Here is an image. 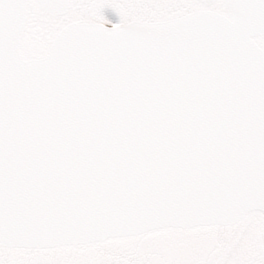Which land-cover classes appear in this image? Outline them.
<instances>
[{"label": "snow or ice", "instance_id": "obj_1", "mask_svg": "<svg viewBox=\"0 0 264 264\" xmlns=\"http://www.w3.org/2000/svg\"><path fill=\"white\" fill-rule=\"evenodd\" d=\"M0 264H264V0H0Z\"/></svg>", "mask_w": 264, "mask_h": 264}, {"label": "rangeland", "instance_id": "obj_2", "mask_svg": "<svg viewBox=\"0 0 264 264\" xmlns=\"http://www.w3.org/2000/svg\"><path fill=\"white\" fill-rule=\"evenodd\" d=\"M108 11V13H105L110 19H112L113 21H115L116 17L115 14L111 12V10H106Z\"/></svg>", "mask_w": 264, "mask_h": 264}, {"label": "flooded vegetation", "instance_id": "obj_3", "mask_svg": "<svg viewBox=\"0 0 264 264\" xmlns=\"http://www.w3.org/2000/svg\"><path fill=\"white\" fill-rule=\"evenodd\" d=\"M106 13H108V11H106Z\"/></svg>", "mask_w": 264, "mask_h": 264}]
</instances>
